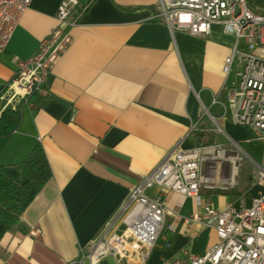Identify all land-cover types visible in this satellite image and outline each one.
<instances>
[{
    "label": "crops",
    "instance_id": "1",
    "mask_svg": "<svg viewBox=\"0 0 264 264\" xmlns=\"http://www.w3.org/2000/svg\"><path fill=\"white\" fill-rule=\"evenodd\" d=\"M60 2L32 0L0 53V114H18L13 131L0 136V165L18 166L40 145L52 174L1 239L0 264L72 263L171 149L216 143L214 126L233 142L249 140L214 103L223 100V65L234 38L218 25L206 38L171 34L157 0H92L47 75V95L23 98L11 87L17 60H29L55 29ZM257 190L201 188L199 195L222 210L244 195L248 205ZM161 193L165 225L173 231L165 229L169 247L159 241L148 264L179 259L184 251L203 254L216 235L185 222L197 210L194 200L158 186L146 191L151 199ZM30 229L39 235L30 236Z\"/></svg>",
    "mask_w": 264,
    "mask_h": 264
},
{
    "label": "built area",
    "instance_id": "2",
    "mask_svg": "<svg viewBox=\"0 0 264 264\" xmlns=\"http://www.w3.org/2000/svg\"><path fill=\"white\" fill-rule=\"evenodd\" d=\"M92 0H61L57 9V26L40 41L36 53L27 61L17 60L18 71L11 87L23 98L36 92L47 95L44 88L52 65L72 43L70 30ZM32 0H0V53L17 28ZM159 18L171 34L182 32L206 38L213 26L234 38L229 56L224 60L223 100H214L223 110V118L252 134L246 142L262 146L261 159L254 161L230 140L209 147L171 149L158 165L134 186L121 208L106 223L103 231L69 264H148L159 241L169 247L165 229L167 205L162 193L155 199L146 191L158 186L194 200L197 210L185 219L213 228L216 242L201 255L186 251L179 259L162 264H264V12H255L246 0H157ZM237 71H234V67ZM221 131V129H217ZM247 158L254 167L253 187L258 190L249 199L239 197L237 206L222 210L206 205L200 189L228 191L238 183L235 175L240 162ZM28 234L37 237L39 231Z\"/></svg>",
    "mask_w": 264,
    "mask_h": 264
},
{
    "label": "trees",
    "instance_id": "3",
    "mask_svg": "<svg viewBox=\"0 0 264 264\" xmlns=\"http://www.w3.org/2000/svg\"><path fill=\"white\" fill-rule=\"evenodd\" d=\"M246 1L255 12L264 10V0ZM36 95V92L32 93L28 96V101ZM17 120L16 112H2L0 114V136H6L12 132ZM202 136L203 133H198V137ZM201 145L199 141L198 147ZM241 147L254 161H260L262 153L260 144L242 142ZM51 178V170L40 145L35 146L20 165H0V241L6 233L15 228L22 213ZM248 188L249 186L246 189ZM225 194H230V192ZM234 196H240V193L234 192Z\"/></svg>",
    "mask_w": 264,
    "mask_h": 264
},
{
    "label": "rangeland",
    "instance_id": "4",
    "mask_svg": "<svg viewBox=\"0 0 264 264\" xmlns=\"http://www.w3.org/2000/svg\"><path fill=\"white\" fill-rule=\"evenodd\" d=\"M258 12H264V10H259ZM237 70L238 69L235 65L234 71H237ZM241 129L243 131V132H241L242 133L241 136H242L243 140H248V139L251 140L252 134L244 128H241ZM214 138H215L216 143H213L212 140L208 139L207 142H205L201 146L202 147H209V146H211L213 144H217V143L227 144L230 142V140L228 138H226L223 135V133H221L220 131H217V128L215 126H214ZM210 141H211V143L208 144V142H210ZM237 143H239V142H237ZM201 146H199V147H201ZM253 175H254V167H253L252 163L247 158H244V160L242 162H240L238 169H237V172H236V175H235V179H236L238 185L235 188H232L230 190L242 192L248 186L251 187L253 185V182H252ZM108 263L113 264L112 260H108Z\"/></svg>",
    "mask_w": 264,
    "mask_h": 264
}]
</instances>
